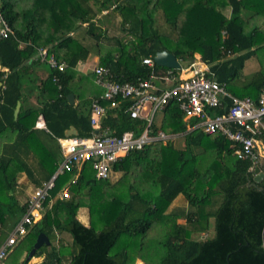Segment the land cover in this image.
Returning <instances> with one entry per match:
<instances>
[{
    "label": "trees",
    "instance_id": "obj_1",
    "mask_svg": "<svg viewBox=\"0 0 264 264\" xmlns=\"http://www.w3.org/2000/svg\"><path fill=\"white\" fill-rule=\"evenodd\" d=\"M223 7H229L228 16ZM109 8L120 16L121 36L110 35L95 22ZM0 14L12 30L0 39V67L5 68L0 70V242L6 237L3 228L13 227L26 210V202L19 204L12 192L18 174L25 172L40 184L60 159L57 138L66 137L70 126L81 137L95 131L89 103L102 90L91 87L93 72L78 76L75 70L89 54L85 43H94L98 64L119 82L135 83L151 72L168 70L179 76V69L154 60L152 66L142 63L166 50L182 67L196 58L208 63L215 80L232 96L257 99L264 86V29L259 26L264 0H0ZM41 47L65 67H49L36 107L25 104L24 86L33 80L28 75L31 58L42 61L37 57ZM251 56L259 60V70L241 79ZM80 88L85 91L78 95ZM69 93L78 96L77 104H65ZM129 104L120 100L117 108L106 109L100 127L115 135L128 130L140 134L146 121L132 118L126 110ZM230 105L224 95L217 107L205 110L215 116ZM38 115L45 129L35 127ZM198 120L185 119L170 100L150 125L152 134L161 130L174 135L152 142L158 145L157 157L148 155L146 145L128 152L111 167L121 172L115 183L96 179L87 162L65 199L58 194L74 172L59 175L43 202L42 217L14 245L5 263L27 264L28 252L43 233L49 243L34 252L43 256L38 264H134L136 259L143 264H264V177L255 182V165L238 158L226 136L196 127ZM177 138H182L181 147L174 144ZM179 196L184 204L168 210ZM83 205L88 225L77 218ZM61 233H69L70 242L65 243Z\"/></svg>",
    "mask_w": 264,
    "mask_h": 264
},
{
    "label": "built area",
    "instance_id": "obj_2",
    "mask_svg": "<svg viewBox=\"0 0 264 264\" xmlns=\"http://www.w3.org/2000/svg\"><path fill=\"white\" fill-rule=\"evenodd\" d=\"M10 34L12 30L0 14V39ZM37 57L46 62L51 69L61 71L65 67V63L58 61L48 52L47 47L38 48ZM142 63L152 66L153 59L143 58ZM178 69L179 76L170 70L159 75L151 72L148 79L131 83L113 79L109 69L103 65L94 66L93 80L102 90L100 95L93 97L89 103L90 124L95 131L91 136L86 137L70 135L57 138L60 145L57 167L47 180L31 189L26 200L25 213L0 242V261L42 217L43 202L49 196L59 175L74 172L70 181L58 194L59 198L65 199L70 196L69 185L76 181L87 162L91 163L96 179H107L113 163L128 152L142 149L154 141L165 142L174 138V135L166 134L161 130L152 134L150 129L155 113L170 100L178 104L185 119H199L196 127L208 133L219 132L230 139L235 146L234 154L238 158L250 160L253 166L264 158V143L259 137H264V86L257 99L247 96L239 98L228 94L224 86L215 80L210 65L199 58L191 61L186 67L180 66ZM53 79L55 82L59 80L55 75ZM224 95L231 99L227 112L215 116L207 114L205 108L217 107L220 96ZM120 100L130 101L126 110L132 118H142L146 121V127L140 134L128 130L121 135H115L109 128L100 127L99 122L106 109L117 108ZM103 102L106 104L104 105ZM35 127L45 129L42 115H38Z\"/></svg>",
    "mask_w": 264,
    "mask_h": 264
},
{
    "label": "crops",
    "instance_id": "obj_3",
    "mask_svg": "<svg viewBox=\"0 0 264 264\" xmlns=\"http://www.w3.org/2000/svg\"><path fill=\"white\" fill-rule=\"evenodd\" d=\"M230 12L229 7L226 8L224 15L228 16ZM103 27V26H102ZM104 28V27H103ZM85 45H88L89 47V54L87 56V58L83 61H79L76 64L75 70L76 72H78V76H83V75H87V74H91L92 73V69L93 67L98 64V52L97 49L94 46V43H85ZM32 61V68H30L28 70V75L33 78V80L36 81L35 84H33V87L35 89H33V92L30 93V95H32V97L27 95L26 90H24L25 93V99L24 102L25 104H30V105H34L36 107H39V103L37 102V95L39 92V86L41 85V81L45 80L50 72V68L49 66L43 62V61H39L36 60V56H33L31 58ZM30 63V61H28ZM259 60L257 59L256 56H251L250 58H248L245 61L244 64V68L241 72V79H246L248 77H250V75L254 72H256L257 70H259V64H258ZM0 70H5V68H1ZM252 70V71H251ZM248 71H251L250 74H248ZM77 76V77H78ZM76 77V78H77ZM85 80V78H84ZM97 85L94 84V82H91V87H93L94 89L98 88L96 87ZM25 88V87H24ZM85 91V89H81L78 92L81 94V92ZM76 92V93H77ZM73 95V104H77L78 102V96L75 97L74 93H71ZM88 97H91L90 95H87ZM92 98V97H91ZM20 102V101H19ZM41 130V129H38ZM66 136V135H65ZM262 140V139H261ZM0 146H1V142H0ZM31 162L35 165L34 161L31 159ZM38 184H34L33 180H31L25 172H21L18 174L17 176V183L16 186L14 188V195L18 201L19 204H23L26 202L31 189L36 186ZM83 224L87 225L84 216L83 217H77ZM12 228V227H11ZM10 228V229H11ZM66 233H61L59 234L60 237H62L65 243L70 242L68 241L66 235ZM43 256H33V259L31 260L30 263L27 264H38L42 261Z\"/></svg>",
    "mask_w": 264,
    "mask_h": 264
},
{
    "label": "rangeland",
    "instance_id": "obj_4",
    "mask_svg": "<svg viewBox=\"0 0 264 264\" xmlns=\"http://www.w3.org/2000/svg\"><path fill=\"white\" fill-rule=\"evenodd\" d=\"M227 7H223L222 8V12L224 13ZM95 22L100 25L101 27L103 26L104 29H107L109 31L110 35H122V32L120 30V16L116 13V11L113 8H109L108 10L103 11L100 15H98L95 18ZM259 26L264 29V18L261 17V20L259 21ZM105 45H115V43H103ZM94 68V67H93ZM252 71V70H251ZM251 71H248V74L251 73ZM36 81L32 80L29 81L24 87V90H26L27 95L32 97V95H30L31 92H33V89H35L33 87V84H35ZM25 92V93H26ZM158 114V113H157ZM182 138H177L174 141V144H176L177 147H181L182 144ZM144 150H146L148 152V155L152 156V157H157L159 155L158 152V145L156 144H148L145 146ZM121 176V172H114V171H110L108 174V178L107 180L110 183H115ZM184 201L182 199L181 196L177 197L172 204L169 206L168 210H170L172 207H174L175 205H183ZM87 223V225L89 224V213H88V208L87 206L83 205L80 206L77 210V217H83ZM3 231L6 233V235L9 233L10 229H5L3 228ZM3 233V232H2ZM4 233V234H5ZM1 234V233H0ZM209 234L212 235L213 234V219H210V229H209ZM68 241L71 240V236L69 233L65 234ZM65 240V239H64ZM52 241V240H51ZM65 246V245H64ZM66 247V246H65ZM33 259V257H31L28 260V263L31 262V260ZM139 262H141V264H143L142 261H140L139 259H136L134 264H139ZM0 264H7L5 263V261L2 259L0 261Z\"/></svg>",
    "mask_w": 264,
    "mask_h": 264
},
{
    "label": "water",
    "instance_id": "obj_5",
    "mask_svg": "<svg viewBox=\"0 0 264 264\" xmlns=\"http://www.w3.org/2000/svg\"><path fill=\"white\" fill-rule=\"evenodd\" d=\"M153 60L156 64L167 67V68H180L181 64L179 60H177L176 56L166 50H161L157 51L155 55L153 56ZM2 85V81L0 80V87ZM65 104H73V95L69 93L66 98ZM20 108V102L17 101L15 108H14V117H17V114L19 112ZM66 136L70 135H77V131L73 126H70L66 131H65ZM260 165H255L251 170L254 172V181L258 182L264 177V158H261L259 160ZM49 241L47 239V236L43 233H39L38 236L36 237V241L33 244V247L31 250L28 252L26 256V260L28 261L41 245L43 244H48Z\"/></svg>",
    "mask_w": 264,
    "mask_h": 264
}]
</instances>
